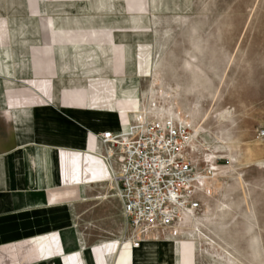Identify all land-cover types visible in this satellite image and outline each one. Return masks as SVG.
I'll return each mask as SVG.
<instances>
[{
  "label": "crops",
  "instance_id": "obj_1",
  "mask_svg": "<svg viewBox=\"0 0 264 264\" xmlns=\"http://www.w3.org/2000/svg\"><path fill=\"white\" fill-rule=\"evenodd\" d=\"M169 2L0 0V264H181L192 224L214 229L212 253L193 241V264H264V236L248 232L258 219L185 222L180 234L135 249L88 236L78 219L89 181L108 177L89 134L117 131L159 87L175 98L160 61L151 90L142 96L137 86L148 77L139 68L150 64L136 37L152 30L138 21L162 15ZM216 204L222 214L235 205ZM155 242L160 248L148 252Z\"/></svg>",
  "mask_w": 264,
  "mask_h": 264
},
{
  "label": "rangeland",
  "instance_id": "obj_2",
  "mask_svg": "<svg viewBox=\"0 0 264 264\" xmlns=\"http://www.w3.org/2000/svg\"><path fill=\"white\" fill-rule=\"evenodd\" d=\"M162 7V15L138 21V26L152 28L136 37L144 49L142 63L147 60L150 64L139 68L148 76L137 85L139 92L143 96V91L151 90L160 61V77L175 93V98L168 94V99L177 102L183 115L193 108L206 117L201 123L207 131L200 136L194 158L201 174L213 176L201 159H208L218 142L233 146L232 152L216 155L223 170L222 185L212 202L216 215H208L203 200L194 220L258 219V227L248 228V232L264 236V137L260 135L264 131V0H170ZM186 61L194 62L195 68ZM159 88L153 100L156 109L161 106ZM121 104L130 109L128 103ZM133 114L129 113L130 119ZM89 183L88 204L78 218L84 231L97 240L119 242L127 220L113 182L108 176ZM217 202H234V209L222 214L215 207ZM210 233L214 234L213 228L192 224L184 240L198 241L208 252L206 248L212 250Z\"/></svg>",
  "mask_w": 264,
  "mask_h": 264
},
{
  "label": "built area",
  "instance_id": "obj_3",
  "mask_svg": "<svg viewBox=\"0 0 264 264\" xmlns=\"http://www.w3.org/2000/svg\"><path fill=\"white\" fill-rule=\"evenodd\" d=\"M130 120L128 131L120 124L117 131L89 134V140L95 141L94 152L107 165L122 202L127 222L119 246L135 249L150 238L180 234L183 215L195 217L202 210L201 173L189 151L192 138L186 125L150 115L137 119L133 114Z\"/></svg>",
  "mask_w": 264,
  "mask_h": 264
},
{
  "label": "bare ground",
  "instance_id": "obj_4",
  "mask_svg": "<svg viewBox=\"0 0 264 264\" xmlns=\"http://www.w3.org/2000/svg\"><path fill=\"white\" fill-rule=\"evenodd\" d=\"M156 98H157V95H149L148 99L145 101L144 106H142L141 108H135L133 111H131V113H134L136 115L137 119H139L140 116L143 117L144 115L145 116L150 115L153 118H158V119L162 120V122H164V120H166V119H172V120L177 121L180 124L186 125L190 130L191 138H192V141L190 143V148L192 150L191 149L189 150L190 154L192 155L193 158L197 157L196 156V154H197L196 148L200 144V142H199L200 136H201V134L206 133V131H207L204 127V123L203 124L201 123V122L206 121V119H205L206 117L204 115L200 116V114L197 113L198 110L195 111V109H193V108L190 109V110L193 109L192 110L193 112H190V110H189L187 112L188 113L187 115H185V114L183 115L182 114L183 111L181 110L180 106H177V104H176L177 102L171 101L170 99H168L167 95H163V94L161 95V97H159L161 106H159V108L156 109L154 107L156 102L153 101ZM159 98H158V100H159ZM152 101H153V104L151 105ZM186 109H189V108H186ZM184 110H185V108H184ZM129 120H130V118L128 117L127 114L122 117V123H120V124L123 127H127V128L121 127V129H123L124 131H128L130 126H131V120L130 121ZM230 120H231V117H230ZM224 142L220 141L217 143L219 146L216 145L217 147H215V151L213 153L209 152V154H207L208 159H206V160H205V158L201 159L203 161V163L206 164V166L211 168L210 169L211 171H209V172L211 175H213L212 177H209L210 175L208 176V175L200 174V178H199L198 183H197V187H198L199 192H200L201 201L204 200L207 202L206 207L208 209V215H210L212 213V198L217 196L215 184H214V186H212V180L215 182V180L217 178L223 177L222 166L219 164V162L217 160L218 158L216 155L217 154H223L226 152L230 153L233 151L232 144L230 142L224 144ZM222 145H224V146H222ZM210 156H211V158L209 159ZM233 157L234 156H231L232 160L234 159ZM198 159H199V157H198ZM218 203L220 205H224V206H227V208H229V205H226L225 203H220V202H218ZM193 221H194V217L191 214L185 213L183 215L182 224H184L185 222L192 223ZM156 239H160V238H156ZM156 239H152L149 241H154ZM146 242H148V241H146ZM161 244H162L161 242L152 243L151 244L152 248L149 249L148 252H150V253L156 252L157 248H160ZM191 245H193V241H191V240L181 241V246L178 248L179 254L181 256V264L182 263L193 264L192 255L194 254V251H193V248Z\"/></svg>",
  "mask_w": 264,
  "mask_h": 264
}]
</instances>
